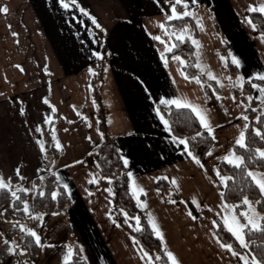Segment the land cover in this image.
Listing matches in <instances>:
<instances>
[{"label": "crops", "instance_id": "obj_1", "mask_svg": "<svg viewBox=\"0 0 264 264\" xmlns=\"http://www.w3.org/2000/svg\"><path fill=\"white\" fill-rule=\"evenodd\" d=\"M256 2L198 0L189 5V10L206 6L218 24L210 40L211 54L205 56L209 63L225 61V54L231 60L235 54L241 61L239 66L234 64L237 73L246 77L264 69V40L244 19L249 5ZM0 6L8 8L7 13L0 12V175L5 180L17 178L19 165L20 174L25 176L23 185L36 184L34 178L48 172L54 173L60 185L61 181L69 185L64 189L71 193L67 194V209L64 214L57 211L45 225L47 230L52 229L54 220L62 221L66 216L68 228L59 229L56 238L71 232L77 241L71 246L78 244L88 264H147L140 259L139 244L130 239L135 230L131 217L136 215L128 213L129 223H125L121 209L113 205L108 181L102 179L91 155L101 135L94 119L88 68L98 58L94 51L103 49L100 91L109 131L121 153L129 157V164L124 165L126 173L131 171L134 184L146 190L139 193V199L133 195L138 206L140 200L146 202V207L139 206L146 218L151 213L160 226L163 250L166 246L173 251L181 264H242L213 237L216 225L211 219L221 220L223 215L219 193L223 185L213 182L218 181L213 169L245 124L240 115H246L244 103L237 100L238 91L233 87L222 99L221 89L207 82L201 86L181 75L178 60L168 59L165 65L160 58L163 41L171 45L176 39L166 34L172 33L169 25L192 21L191 30L193 26L197 29L191 17L166 20L171 14L169 0H77L69 9L58 0H0ZM80 7L88 9L102 28L80 12ZM181 8L177 5V11ZM158 21H164L166 28ZM218 26L221 34H217ZM196 32L194 35L192 30L198 42L193 45L195 64L205 60ZM157 34L163 41L155 39ZM216 50L224 54L223 61ZM251 84L247 92L254 90L255 96L258 91ZM213 88L220 93L219 99ZM161 95L186 97L206 106L215 139L212 154L201 159L203 167L169 140L167 129L154 112V101ZM259 105L264 111L261 101ZM43 123H50L53 151L39 148ZM47 153L52 157L50 167L45 163ZM157 176L167 180L177 198H165L157 191ZM193 196L200 201L199 206L192 202Z\"/></svg>", "mask_w": 264, "mask_h": 264}, {"label": "snow or ice", "instance_id": "obj_2", "mask_svg": "<svg viewBox=\"0 0 264 264\" xmlns=\"http://www.w3.org/2000/svg\"><path fill=\"white\" fill-rule=\"evenodd\" d=\"M59 4L65 8L69 9L76 6L77 0H58ZM159 2V0H157ZM170 8H171V14L166 16V20L171 21L173 19L182 18L184 16H190L193 15L191 11H189V5L190 4H196L198 3V0H169ZM182 4L184 6V11H177V5ZM249 13L258 11L261 14H264V0H257L256 3H251L247 9ZM0 12L7 13L8 8L7 6H0ZM80 12L85 13L91 17L93 20L95 26L97 28H102V25H100L95 16H92L91 13H89L88 9L80 7ZM246 22L251 26L253 30L257 29V24L253 22V18L251 15H248L244 17ZM199 19L197 18V23L199 24ZM161 28H166V25L164 21H158ZM188 26L186 25L185 28ZM150 35H153L152 33H149ZM166 34L171 38L172 36L176 37V40L183 43L187 36V32H181V33H169L166 32ZM18 35L17 33H13V36ZM259 36L262 40H264V32H259ZM155 39L158 41H163V37L161 35H155ZM165 44L164 52L161 53V60L164 61L165 65L168 63L169 57L166 55V53L172 52L173 49L177 48V44L173 42L171 45L167 43V41H163ZM191 43L193 45H196L198 42L195 37L191 38ZM94 55L97 57H102V53L100 51H94ZM198 55V53H196ZM173 60H178L181 64L180 72L181 75L185 76L188 79H194L197 81V83L201 84L203 86L206 81L202 80L199 75L197 76H189L187 72L183 70V66L187 65V61L183 59L178 53L173 55L171 57ZM231 61L233 64L239 66L241 64L240 59L233 54L231 56ZM18 67H20L18 65ZM195 67H198L203 71V66L200 64V62L197 60ZM88 72L93 73L94 69L92 67L88 68ZM208 77L215 80L216 83L222 84L223 82L214 75L213 72L209 71L207 73ZM229 81L232 80V77L229 75L228 77ZM260 80L264 82V69L260 71L252 72L251 74L247 75L246 77L243 74H238L236 77V83L240 84L242 86L243 82L245 80L249 82H253L255 80ZM175 82V81H174ZM251 87L256 89L258 91V94L253 96L249 95L248 100L251 101L253 99L261 101L262 105H264V83H256L253 82L251 84ZM213 92H215L217 98H220V93L216 92L215 88H213ZM47 101V97H44ZM233 99L235 97L233 96ZM241 104L244 102L241 101ZM174 106L176 109H186L189 111L190 118L193 120H197L199 122V125L202 129L206 130L207 133L213 134V126L210 122V118L207 114V108L206 106H202L200 104L194 103L191 100H189L186 97H181L177 95L172 96H166L161 95L157 98L156 101H154V112L156 116L159 118L160 122L163 124V126L167 129V132L169 133V140L176 144L181 146V150L185 152L186 155L190 156L198 165H201L203 167V162L199 158V156L192 150L189 144V140H197L199 137L203 135L202 132H198L192 137L188 136H182L179 134H176V132L173 130L172 122L169 118H166L165 111H162V108H164L168 113L172 112V107ZM245 108H248V104H244ZM21 113L24 112V108L21 107L19 109ZM241 117L245 121V124L243 128L239 131L237 137L235 138L234 145L227 149L221 156H219L217 159L226 162L229 165L234 166L235 168L239 169L238 177L240 178V184L236 185L233 184V190L234 191H242L243 188L246 187H252L255 186L258 188L259 193L264 196V171L260 170L261 164H264V148L259 147H250L249 142L247 141L246 137V131L249 128V117L245 115L244 113H240ZM261 119H264L262 116H257L256 120L260 121ZM39 130V128H38ZM97 132L100 133L101 136L104 134L100 132V129L97 128ZM252 133L259 137L261 141H264V132H262V129L260 127H252ZM53 138L55 139V132L52 133ZM212 138L215 139L214 134L212 135ZM39 142V137L37 138ZM91 139V137H89ZM236 146H239L242 149H245L248 153L247 160L245 155H237L236 154ZM56 147L60 148L61 144L57 141ZM39 148L43 152L45 150V144L43 142H39ZM212 149L209 148L208 152L205 153V155H211ZM120 158L123 162V165L127 166L129 164V157L126 154H121ZM247 161L257 162V167L255 169L248 167ZM73 163H77L76 161H73ZM16 174L20 175V166L18 165L16 168ZM37 171H41L40 169H37ZM213 171L215 172L216 177H218V181H213L214 183L222 184L224 187L219 188V193L221 197V207L223 208V215L221 216V220L223 222V225L228 229V231L236 238V240L239 242L240 246L243 249H246L245 252H238L232 245V243L224 242L220 236L217 234V232L213 231L212 235L215 237L217 242L220 243L221 247L225 250H228L231 252L233 256H236L239 258V261L242 262V264H264V244H258V251L252 252L250 248L251 241L246 240V232L247 233H253V232H260L264 233V214L259 213L256 210V207L253 204V201H251L247 195H243L242 201H238L236 204H230L225 199V189L228 187L229 181H235L237 179L236 176H230V175H221L219 167L214 166ZM128 179V185L132 193L136 196L137 199H139V193H143L146 190L143 187H139L134 184V181L132 180L133 173L131 171L127 172ZM59 179V177H57ZM167 178V177H165ZM21 179L23 177L21 176ZM41 179H43V176H41ZM104 180H108L109 182L112 181L113 177L106 176L102 177ZM156 179H161L160 176H157ZM172 183L176 184V178L172 177ZM247 180V185H245V181ZM93 182H98L93 178ZM63 189L67 190L69 188V185L67 183H63L61 181ZM0 189L5 190L7 193H10L12 200L17 201L19 200L23 207L22 209H17V211H23L24 213L32 212V215L34 217H39L42 214L36 211L32 210V207H30L29 201L21 199L20 192H29L32 191L33 195H39L43 197L45 195V192L43 188H40L39 186H35L34 189H29L28 187H25L23 184H19L18 188L14 189L12 187L11 183V177L8 178V182H5V178L0 175ZM38 190V191H37ZM109 192H112L111 188L108 189ZM159 191V189H157ZM60 193L58 190H53L51 192V197L53 199L57 198V196ZM68 195H71L70 191L67 193ZM112 195H115V193H112ZM170 195V193H169ZM192 202L200 205V201L193 196ZM172 203H176L175 200H172ZM257 205L264 204V200H257L255 202ZM243 204L246 207H240V214L238 215L236 213V208ZM140 207H146V202L143 200H140ZM204 207L211 208V205H204ZM2 211V210H0ZM125 217V223H129V214L127 211H124L123 209L120 210ZM189 216H192V212L189 211ZM108 215H113V213H108ZM217 215H220V213H217ZM240 216L244 217V221L241 222ZM195 218V217H193ZM131 220L135 221V224L133 225L134 228L137 230V232L142 231L145 227L144 224L141 223V217L139 215L131 217ZM211 223L213 225H216V227H219L217 224L216 219H211ZM147 224L150 228L151 234H154L155 236L159 237L161 240H164V236L162 234V230L158 223L156 222L155 218L152 216L151 213H149L147 217ZM19 227L24 230L25 234L27 236H30L33 238L32 240L28 241V243L34 242L36 245H46L47 241H42L41 236L39 233L33 228L26 226L24 224H20ZM130 239L134 242L139 244L138 237L136 235H131ZM6 244H12L13 246L7 247L6 252L7 253H14L17 250H19L20 253H26L28 251L27 247H20L19 245H15L14 241H9L7 238H5ZM138 251L141 252L140 259L146 260L147 264H156L157 261L161 260V255L159 253L156 254L155 258H153L152 254L149 253L147 250L144 249L142 244H139ZM251 253V255H249ZM74 249L71 245L68 246L66 254L63 256L64 262L72 261L74 256ZM164 255L167 258V264H181V261L177 259L176 255L173 251L167 249L165 246V253ZM259 257V258H258ZM19 264V262H18ZM24 264H28L27 261L24 262Z\"/></svg>", "mask_w": 264, "mask_h": 264}, {"label": "trees", "instance_id": "obj_3", "mask_svg": "<svg viewBox=\"0 0 264 264\" xmlns=\"http://www.w3.org/2000/svg\"><path fill=\"white\" fill-rule=\"evenodd\" d=\"M248 15H251L253 18V22L257 24V30L259 32H264V14H261L258 11H254L251 13L248 12ZM193 34H197L195 26H193ZM174 42L177 44V48L173 49L172 52L166 53L169 59H171L173 55L178 53L181 57H183L185 61L188 62L187 65L183 66V70L187 72L189 76L199 75L202 80L210 83L215 88H218L216 83L212 79H207L197 71V68L195 67V57L191 39L187 36L186 40L183 43L176 39L174 40ZM101 53L102 57H98L92 63L94 72L91 74L89 83L91 100L94 104V119L97 124V128H99L100 132H102L104 135L101 136V140L93 146L91 155L95 160L97 166L99 167L102 175L104 177H113L111 182H109L108 180L107 181L109 188H111L112 190L111 194L115 193V195H112V201L115 208L123 209L128 213L139 215L141 217V223L145 225L144 229L139 232H137L136 229L133 231V235H136L138 237L139 244H142L144 249L152 254L153 258H155L157 253L161 255V260L157 261L156 264H167V258L164 255L165 251L163 250L161 240L159 237L151 234L150 228L147 224V218L141 208L138 206L135 197L129 188L127 173L120 158V155L122 154L120 147L113 136H111L109 131L105 114V106L100 91V83L103 74V63L105 59V52L103 49H101ZM225 62L226 65H228L232 69L231 73L236 71L234 64L227 54H225ZM255 81L258 83H264L258 79ZM243 86L244 89L248 90L250 82L245 81ZM233 90L237 93L236 87H233ZM248 105L249 107L245 108L244 110L246 115L249 117L248 123L250 125L246 131L247 141L249 142L250 147L261 148L262 146H264V141H261L259 137L255 136L252 133V127H260L262 129V132H264V119H261L260 121L256 120L257 116L264 117V111L260 108L258 100L253 99L249 101ZM170 107H172L171 113H168L164 108H162V111H165L166 118H169L171 120L173 130L176 132V134L192 137L198 132L203 133V135L197 140H189V144L192 150L199 156L200 159H203L205 157V153H207L213 142L212 135L207 133L206 130L202 129L197 120H193L190 118L188 110L176 109L174 106ZM49 127L50 123L41 124V134L46 150L53 151V144ZM236 153L239 155H245L247 160L248 153L245 149L236 146ZM258 162L259 161H247L248 167L255 169ZM216 167H219L221 175H230L237 177L235 181H229L228 187L225 189V199L228 203L236 204L238 201H242L243 195H247L248 198L253 201L255 207L260 210L262 214H264V204L257 205L255 203L257 200H264V196L259 193L258 188H256L255 186H245L242 191L233 190V184H240V178L238 177V173L240 171L239 169L227 164L224 161H219L216 164ZM260 170L264 171V164H261ZM15 179L16 176H12L11 183ZM34 182L36 184L42 183L43 190L45 192V195L43 197L39 196L38 194L32 196V206L34 211L40 212L42 213L44 218H48L54 212L65 211L67 209V206L70 202L69 197L66 191L63 189L62 185L57 182L54 173H46V175L43 176V179H41V177H35ZM155 185L157 189H159V192L165 198H177V194L171 189L167 180L163 178L159 180L157 179ZM245 185H247V180L245 181ZM53 190H58V192L60 193L55 199H53L50 195ZM20 196L21 199H24V192L21 191ZM0 207H2L6 217H17L20 219L24 217V212L22 210L17 211V209H22V203L19 200L13 201L10 193H7L3 189H0ZM189 207L191 208V211H194L191 205H189ZM240 207L246 206L240 204L236 208L235 211L238 215L240 214ZM240 219L242 222L244 221L243 216H240ZM216 221L219 225V227H216L217 234L224 242L232 243L233 247L239 252L241 250V246L236 238L228 231V229L223 225V222L219 218H216ZM9 232L19 233V229L17 227H13L9 229ZM18 236L20 244L24 247H27L31 258L35 259L36 244L34 242L28 243V241L32 240L33 238L27 236L25 233H19ZM246 240L252 242L249 245L252 252H257L259 250L257 245L264 244V233L246 232ZM7 247L9 246L5 242L0 244V264H13V253H7ZM73 249L75 253L73 256V260L68 262H60L58 264H88L78 247L74 246Z\"/></svg>", "mask_w": 264, "mask_h": 264}, {"label": "rangeland", "instance_id": "obj_4", "mask_svg": "<svg viewBox=\"0 0 264 264\" xmlns=\"http://www.w3.org/2000/svg\"><path fill=\"white\" fill-rule=\"evenodd\" d=\"M204 8L189 10L193 13V15H190L189 17H191V19L195 22L197 26L196 30H198L199 32L198 41L200 42L199 48L203 50V56L205 58L206 55L210 56L211 54L210 51H212L213 46L210 45V42H211L210 40L212 39V32L216 33L215 31L217 29L215 30V26L217 22L216 20L212 19V17L210 16L211 13H209L207 7L204 6ZM180 11H184L183 5ZM197 18L200 21L199 24L197 23ZM179 20H181V18L175 19L174 21L178 22ZM190 24L191 23L189 21H186L184 23L179 24L178 26L169 25V29L172 31V33L187 32L188 37L192 38L193 29L191 30ZM186 25L188 26L187 28H185ZM217 34H221L220 27H219V33ZM216 52L218 56L220 57V59L223 61L224 54L220 53L218 50H216ZM200 64L203 66V71H204L203 75H206L208 77L207 73L211 71L214 73L217 79L223 82L222 84L216 83L218 88L222 90V97H221L222 99H226L227 96H229L230 93L228 92L229 91L228 89L234 86L236 87L238 91L237 100L243 101L244 104L248 103L249 95H254L255 93L254 90L251 92V94H249L247 90L244 89L243 84L245 81L243 82L242 86L236 83V77L239 73H237V69L235 72L231 73L232 69L228 65H226L225 61L218 63V64L209 63V59L205 58V60L201 62ZM229 75L232 77L231 81H229L228 79ZM213 81L215 82V80ZM242 96H243V99H240ZM51 162H52V157H50L49 153H47V157L45 158L46 166L50 167ZM44 175L46 174H40V176H44ZM21 176L23 177V179H21ZM24 177H25L24 175L20 174L14 181H12V187L14 189L18 188L19 184H21L22 182L24 183ZM5 182H8V180H5ZM24 186L28 187L29 189H34L35 186H39L40 188H43L42 183L34 184L30 182ZM25 193H26V196L24 200H28L30 207H32L31 195L33 192L29 191V192H24V194ZM0 210H2L0 211V244L5 242V238H7V240L9 241H14L15 245L24 247L20 244V240L18 236L19 233H25L24 230L19 227L20 224L33 227L41 236L42 241L48 242L46 245H36L35 259L31 258L29 251H27L26 253H20L19 250H17L16 252L13 253V264H18V262L19 264H24L25 261H27L28 264H58L60 262H64L63 256H62L63 251L67 250L68 246L71 245L72 242L77 243L75 237L73 236L71 232L70 234L68 233L67 236L61 239L56 238V234L59 229L64 228V227L65 229L68 228V218H66V216L63 217V215H61L64 211H59L61 213L60 217H63L62 221L54 220L52 229L47 230L46 226L48 225L50 220H53L55 218L57 212H54L51 214V219L49 218L47 219V218H44L43 215L39 217H34L32 215V212L30 211L28 213H24V217L20 219L17 217H6L3 212L2 207H0ZM32 210L34 211L33 207H32ZM256 210L262 214V212L258 210L257 208ZM13 227H17L19 229V233L9 232V229ZM8 246L10 247L13 245L8 244ZM239 252H245V250L241 249ZM249 255L251 254L249 253Z\"/></svg>", "mask_w": 264, "mask_h": 264}]
</instances>
